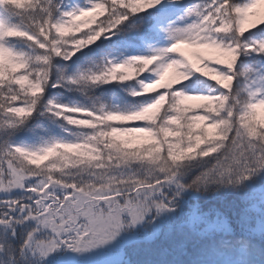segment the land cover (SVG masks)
Here are the masks:
<instances>
[{"label": "snow or ice", "instance_id": "obj_1", "mask_svg": "<svg viewBox=\"0 0 264 264\" xmlns=\"http://www.w3.org/2000/svg\"><path fill=\"white\" fill-rule=\"evenodd\" d=\"M261 110L264 0H0V264H264Z\"/></svg>", "mask_w": 264, "mask_h": 264}, {"label": "trees", "instance_id": "obj_2", "mask_svg": "<svg viewBox=\"0 0 264 264\" xmlns=\"http://www.w3.org/2000/svg\"><path fill=\"white\" fill-rule=\"evenodd\" d=\"M189 51H192V50H189ZM193 59H195V57H193Z\"/></svg>", "mask_w": 264, "mask_h": 264}, {"label": "rangeland", "instance_id": "obj_3", "mask_svg": "<svg viewBox=\"0 0 264 264\" xmlns=\"http://www.w3.org/2000/svg\"><path fill=\"white\" fill-rule=\"evenodd\" d=\"M262 112H264V110H261Z\"/></svg>", "mask_w": 264, "mask_h": 264}]
</instances>
